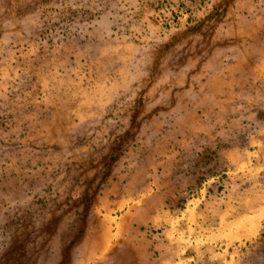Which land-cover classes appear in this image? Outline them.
Returning <instances> with one entry per match:
<instances>
[{"label": "rangeland", "instance_id": "rangeland-1", "mask_svg": "<svg viewBox=\"0 0 264 264\" xmlns=\"http://www.w3.org/2000/svg\"><path fill=\"white\" fill-rule=\"evenodd\" d=\"M0 264H264V0H0Z\"/></svg>", "mask_w": 264, "mask_h": 264}]
</instances>
